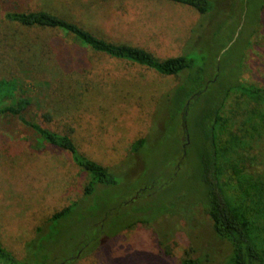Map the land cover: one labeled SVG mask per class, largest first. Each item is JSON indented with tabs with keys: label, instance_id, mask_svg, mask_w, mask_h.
I'll return each mask as SVG.
<instances>
[{
	"label": "rangeland",
	"instance_id": "rangeland-1",
	"mask_svg": "<svg viewBox=\"0 0 264 264\" xmlns=\"http://www.w3.org/2000/svg\"><path fill=\"white\" fill-rule=\"evenodd\" d=\"M216 1L215 13L201 15L161 0H0V107L22 104L28 120L69 135L81 153L118 178V185H97L86 196L91 176L69 152L18 118L0 116V240L18 260L181 264L190 256L227 264L231 245L215 235L203 205L193 122L235 75L264 89V0H251L243 16L242 0ZM6 10L50 12L159 60L186 55L202 67L208 55L211 74L205 77L218 71L221 80L175 117L176 90L190 72L164 76L84 51L64 32L7 22ZM228 18L222 35L213 38L215 25ZM65 60L72 72L59 68ZM226 102L224 118L231 122L229 133L218 137V150L221 182L233 196L232 166L264 181V106L239 91ZM244 107L259 111L255 125L235 117ZM75 204L51 227L53 215Z\"/></svg>",
	"mask_w": 264,
	"mask_h": 264
},
{
	"label": "trees",
	"instance_id": "trees-1",
	"mask_svg": "<svg viewBox=\"0 0 264 264\" xmlns=\"http://www.w3.org/2000/svg\"><path fill=\"white\" fill-rule=\"evenodd\" d=\"M161 1L191 7L201 15H212L217 8L216 0ZM242 1L243 16L246 5L248 9L251 0ZM260 10H263L262 6ZM3 17L7 22L28 29L64 32L72 36L84 51L90 50L92 53L100 54L112 60L131 61L160 75L177 76L186 71L190 72L185 83L176 90L178 100H176L177 102L175 101L177 107L175 117L176 114L186 113L189 108L186 105L188 100L202 97L204 92L208 91L210 85L217 84L221 80L218 71L212 72L214 76L211 75L210 79L205 77L211 74H209V68L212 63L208 55L204 58L202 67H197L195 60L186 55L159 60L143 49L106 41L78 24L50 12L6 10ZM228 23H230V18L217 23L213 31V38L221 36ZM204 29L202 27L199 28V30L195 31V34L198 33V37L203 36L201 31ZM58 66L63 68V70H67V72H72L73 70L71 63L67 60ZM233 91H239L255 101L256 104L264 106V89L241 82L238 79V75L231 79L228 86L219 88L217 96L211 100L209 107L200 116L198 115L199 118L197 117L193 122L196 131L194 136L198 138L201 145L198 179L205 189L203 205L213 223L215 235L221 241H226L231 245L232 251L227 264H264V181L250 177L247 173H243L238 165H235L232 166V172L235 176V185H232L234 189L233 196H227L221 182L225 172L220 161L218 137L223 135L225 131L229 133L231 120L225 119L224 114L227 108L226 101H228L229 94ZM243 110L241 116L235 117L243 118L245 126H248V124L255 125L259 111L249 110L246 107ZM23 111L24 106L22 104L0 107V116L18 118L23 125L36 132L49 145L69 152L75 165L87 171L91 176V182L85 188L86 196L93 195L97 185L108 187L118 185V178L107 167L81 153L69 135L52 131L41 124L28 120ZM46 117L50 119L48 115ZM137 147L140 150L141 144H138ZM189 147H193L192 143L187 148ZM185 153L186 151L183 156L187 157ZM75 207L76 204L68 206L53 215L49 220L51 227L56 226L64 218L70 216ZM40 231L41 229L38 230V232ZM48 257L38 263L46 264L45 261ZM36 260L33 263L18 260L0 240V262L2 264H37L38 260ZM181 264H202V261L201 259L186 256Z\"/></svg>",
	"mask_w": 264,
	"mask_h": 264
}]
</instances>
